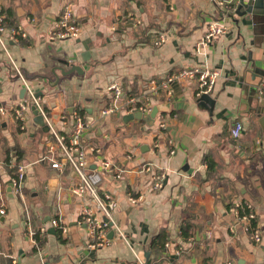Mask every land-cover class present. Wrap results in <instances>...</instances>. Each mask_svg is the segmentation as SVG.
<instances>
[{
	"label": "crops",
	"instance_id": "obj_1",
	"mask_svg": "<svg viewBox=\"0 0 264 264\" xmlns=\"http://www.w3.org/2000/svg\"><path fill=\"white\" fill-rule=\"evenodd\" d=\"M223 1L0 0L5 22L26 33L8 42L9 56L50 124L68 133L74 116H82L89 125L82 143L90 165L98 157L124 170L121 179L103 174L99 191L116 201L113 220L125 236L111 228L107 246L89 247L81 203L70 192L76 176L68 165L61 173L51 166L46 156L50 150L57 156L54 138L36 124L32 106L24 130L13 118L12 109L26 95L0 49V264H139L133 251L145 264H264V4L259 12L237 14L238 0L232 7ZM66 2L81 34L50 41L47 34ZM212 23L226 32L202 44ZM161 33L167 39L158 45ZM71 64H79L82 74L61 73ZM183 68L219 71L208 93L213 105L198 100L195 80H176L150 98L153 107L168 106L153 124L125 122L126 111L101 115L111 84L139 97L152 80ZM237 122L242 130L232 138ZM12 164L25 166L18 193ZM130 196L143 198L131 203ZM235 203L254 212L260 242L237 219ZM56 216L66 233L57 235L51 226ZM183 226L190 228L189 238ZM158 236H164L163 247L153 245Z\"/></svg>",
	"mask_w": 264,
	"mask_h": 264
},
{
	"label": "built area",
	"instance_id": "obj_2",
	"mask_svg": "<svg viewBox=\"0 0 264 264\" xmlns=\"http://www.w3.org/2000/svg\"><path fill=\"white\" fill-rule=\"evenodd\" d=\"M234 0H224L221 2L223 5H231ZM33 22V20H30ZM226 32V27L220 23H212L208 26L206 33L203 37L202 44H206L212 41L216 36L222 35ZM81 34V27L76 19L73 11L72 4L66 2L62 8L55 27L48 32L47 38L50 41L54 40H67L76 39ZM26 37V33L21 30L20 27L10 26L5 22V16L0 14V49L9 58L8 62L13 70V74L22 84L25 90V99L21 100L13 109L12 116L18 122L19 128L24 130L25 113L29 106L35 107L42 115L46 125L49 128L53 138L54 146L57 149L54 157L52 150L46 156L51 166L57 169L60 173L63 172L64 166L68 165L76 176V181L70 188L71 194H73L80 201V217L85 224L88 237L89 247L102 248L110 243L108 237V231L113 228L117 234L125 240L124 234L113 220V210L116 207V201L109 196L100 193L99 184L101 176L103 174H109L115 179H121L124 170L116 165L111 160H100L96 157L95 168L92 169L88 161V155L86 148L82 143V136L88 129V124L84 118L80 115L74 116V124L72 129L68 133H61L50 124L47 119L41 102L33 91L26 76L19 68V66L10 58L8 53V42H18L20 38ZM157 44L165 43L167 36L164 33L159 34ZM219 76V71L207 68H183L177 72H174L167 76L164 80L156 82L152 80L149 87L143 92V96H129L125 95L122 88L118 83L110 85L109 90L111 92V100L101 110L102 116L114 114L117 111H126L127 114L135 111H140L143 114H149L153 108V104L150 102V98L154 94L161 90L169 88L170 84L176 80H195L198 84V96L202 94H208L216 82ZM259 91L264 93V84L261 85ZM0 112L5 113V110L0 107ZM164 124L161 123L160 126ZM242 130V124L237 122L231 129L230 134L232 138H238ZM92 153L99 152L97 148L90 149ZM150 166H144V171H150ZM17 176L12 181L14 192H19V187L25 177V166L22 164L16 167ZM161 181L156 178L152 183L153 189H160ZM142 196L133 197L130 196L131 203H137L142 200ZM239 204H234V212L237 219L242 223L244 229L250 234L251 239L258 243L261 240L260 233L256 227L251 226V221L254 219V212L250 209L248 214H240ZM0 213L3 214V210L0 209ZM51 226L61 230V233H66L67 229L62 223L60 216H56L51 220ZM134 256L139 264H145L140 256L134 251ZM224 264H233L227 261Z\"/></svg>",
	"mask_w": 264,
	"mask_h": 264
},
{
	"label": "water",
	"instance_id": "obj_3",
	"mask_svg": "<svg viewBox=\"0 0 264 264\" xmlns=\"http://www.w3.org/2000/svg\"><path fill=\"white\" fill-rule=\"evenodd\" d=\"M264 4V0H238V5L236 8V13L237 14H246L249 13L251 14V12L255 13V12H259L260 8H258L259 6ZM242 8L247 9L246 12L241 11ZM83 60H86L85 58H83ZM81 66L79 64H71L70 65V69L67 72H61L62 74H68L70 72L76 71L77 73L82 74V70L80 68ZM24 89L21 90V93L24 94ZM199 101H205L208 102V104H210L209 106L213 105V100L210 97V95L208 94H202L199 96L198 98ZM168 106H154L151 110V112L149 114H143L140 111H135L133 113H129V114H125L123 116V121H129L132 119H142L144 121H146L148 124H153L154 118L157 114V112L159 110H162L163 108H167ZM33 110V114L35 116V122L36 124H38L39 126H41L43 128V130L48 131L49 128L46 125L42 115L38 112V110L35 107H31ZM260 117V121H264V114L259 116ZM0 119H2V114L0 113ZM88 121H91V119H89ZM125 160V159H124ZM95 166H91L92 169H94ZM11 184V183H10ZM11 187L8 188L7 191H10ZM0 220L3 221L4 220V216L0 213ZM50 232L54 233V229H50ZM113 236V231L110 232L109 234V238Z\"/></svg>",
	"mask_w": 264,
	"mask_h": 264
},
{
	"label": "trees",
	"instance_id": "obj_4",
	"mask_svg": "<svg viewBox=\"0 0 264 264\" xmlns=\"http://www.w3.org/2000/svg\"><path fill=\"white\" fill-rule=\"evenodd\" d=\"M229 7H232V6H229ZM4 11V10H3ZM5 12V11H4ZM228 12V11H227ZM230 12V11H229ZM7 20V18H6ZM8 21V20H7ZM137 94V91L136 90H130L127 95L129 96H132V95H136ZM13 154V153H12ZM13 158H16L17 162L18 160L20 159L19 155L18 154H13L12 155ZM9 159L6 160V163H9ZM12 166L15 168V164H12ZM16 176L13 168L11 170V178H14ZM239 211L242 214H248L249 211H250V208L247 207V205L245 203H241V205L239 206ZM251 226L252 227H256V223L254 220L251 221ZM56 232H57V235H60L61 233V230L56 228ZM182 234L185 236V238H189L191 236V233H190V228H188L187 226H183L182 227ZM153 245H160V247H163L164 246V236H158L156 237V239L153 241Z\"/></svg>",
	"mask_w": 264,
	"mask_h": 264
}]
</instances>
